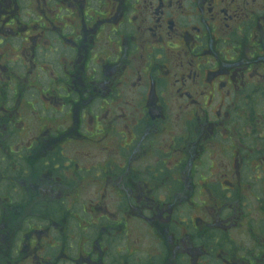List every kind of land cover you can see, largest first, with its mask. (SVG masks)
I'll list each match as a JSON object with an SVG mask.
<instances>
[{
	"label": "flooded vegetation",
	"instance_id": "obj_1",
	"mask_svg": "<svg viewBox=\"0 0 264 264\" xmlns=\"http://www.w3.org/2000/svg\"><path fill=\"white\" fill-rule=\"evenodd\" d=\"M0 183V264H264V0H0Z\"/></svg>",
	"mask_w": 264,
	"mask_h": 264
},
{
	"label": "rangeland",
	"instance_id": "obj_2",
	"mask_svg": "<svg viewBox=\"0 0 264 264\" xmlns=\"http://www.w3.org/2000/svg\"><path fill=\"white\" fill-rule=\"evenodd\" d=\"M79 136L81 137L79 140L81 142H85L88 140V138L90 137V132H88L87 130L81 129V131L79 132ZM22 137H25L27 139H29L31 136L27 131H23L22 132ZM66 151L65 155H67L66 157L70 160H72L74 163H77L79 165V167L83 170H89L90 169V165L89 162L86 160L87 158H90V156L88 155V153L90 152V150H88L87 147L84 146H80V145H67L66 148L64 149ZM256 188H259V186H255ZM87 192H91L94 193V191H96V189L91 188L89 190H86ZM86 192V193H87ZM91 194H84L82 195L81 198V204H87L89 205V203H94L93 198H91ZM196 201V200H194ZM107 202V208H113V204L112 202H110V200H106ZM250 220L252 221V223H250L251 225L258 223L259 222V216L258 215H253ZM240 233L235 234V241L236 243H240L242 245H245V243H249L250 240H248L249 238L247 237L246 234H241Z\"/></svg>",
	"mask_w": 264,
	"mask_h": 264
},
{
	"label": "trees",
	"instance_id": "obj_3",
	"mask_svg": "<svg viewBox=\"0 0 264 264\" xmlns=\"http://www.w3.org/2000/svg\"><path fill=\"white\" fill-rule=\"evenodd\" d=\"M45 160H48V161H53V162H55V154H48V155H46L45 156V158H44V161ZM52 166V165H51ZM50 166V167H51ZM24 168V165L22 164V165H20L19 166V169L20 170H22ZM35 169H36V165H35ZM0 187H1V191H3V189H4V184L3 183H0ZM256 188V187H255ZM0 191V192H1ZM2 196V195H1ZM43 206H47V207H52V205H51V203H49V204H44Z\"/></svg>",
	"mask_w": 264,
	"mask_h": 264
}]
</instances>
